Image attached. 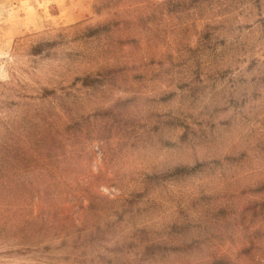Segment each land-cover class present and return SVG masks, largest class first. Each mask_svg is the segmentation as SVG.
I'll return each mask as SVG.
<instances>
[{"label":"rangeland","instance_id":"374dc122","mask_svg":"<svg viewBox=\"0 0 264 264\" xmlns=\"http://www.w3.org/2000/svg\"><path fill=\"white\" fill-rule=\"evenodd\" d=\"M0 264H264V0H0Z\"/></svg>","mask_w":264,"mask_h":264}]
</instances>
